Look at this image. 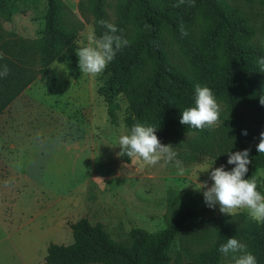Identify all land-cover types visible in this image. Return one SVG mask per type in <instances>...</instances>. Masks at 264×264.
I'll return each mask as SVG.
<instances>
[{"label":"rangeland","instance_id":"374dc122","mask_svg":"<svg viewBox=\"0 0 264 264\" xmlns=\"http://www.w3.org/2000/svg\"><path fill=\"white\" fill-rule=\"evenodd\" d=\"M7 1V9L0 8V42L10 35L39 39L45 0ZM61 1L81 25L74 42L76 52L88 45L94 32L93 18L86 8H79L80 0ZM224 1L244 16L254 31L252 41L264 49L261 1ZM117 3L106 0L104 7L112 24ZM196 35L198 40L201 35ZM212 45L211 61L217 66L222 58L217 44ZM173 50L185 68L191 67L186 52L179 51L177 45ZM201 50L206 56L207 50ZM212 75L214 71L208 80ZM102 83L103 73H80L78 57L72 66L54 62L43 79H36L0 114V264H44L48 245L71 244L69 225L82 218L92 225L101 224L112 241L127 242L133 229L155 235L169 227L176 215L190 213L183 239L195 245L208 240L218 220L228 216L219 211V205L210 208L205 204L206 189L200 184L211 186L207 172L211 166L231 170L227 153H234L244 137L242 132L255 126L253 107L237 96L230 108L214 96L220 106L219 121L205 127L203 135L158 138L177 155L172 162L161 159L148 165L139 158L126 161L120 157L119 137L129 133L125 127L128 104L122 94H116L118 106L109 117L99 92ZM244 178H255L257 191L264 195V168L247 172ZM236 214L260 224L250 219L247 210L230 216ZM169 255V264L197 259L186 254L177 240ZM232 255L226 262L232 261Z\"/></svg>","mask_w":264,"mask_h":264},{"label":"trees","instance_id":"16d2710c","mask_svg":"<svg viewBox=\"0 0 264 264\" xmlns=\"http://www.w3.org/2000/svg\"><path fill=\"white\" fill-rule=\"evenodd\" d=\"M260 1L264 5V0ZM45 2L39 39L10 35L0 42V52L4 54L0 66L9 68V74L0 78V114L36 79H43L52 63L72 66L77 61L74 42L80 23L70 17L61 0ZM7 3L0 0V8L7 9ZM105 3L106 0L79 1V8H86L93 18L97 37L106 31L98 22L110 23ZM178 3L179 0H118L113 24L119 30L117 35L129 44L117 52L103 72L99 92L108 116L112 117L118 106L114 102L116 94H122L128 104V132L135 123H141L157 128V138L203 135L205 129L195 130L179 123L181 112L195 106V85L208 87L230 108L240 96L255 110L257 122L235 152L249 150L248 173L264 168V154L256 150L264 131V105L260 103L264 100V71L258 63L264 58V49L252 41L254 31L244 16L224 0H184L180 6H173ZM182 29L187 35L182 34ZM196 31L201 35L198 40ZM213 43L222 58L217 66L211 61ZM175 45L187 53L191 67L185 68L177 60ZM201 48L207 50L206 56ZM212 71L214 75L208 80ZM120 157L129 160L126 155ZM189 216L190 213L176 215L169 227L155 235L133 229L127 242L112 241L101 224L92 225L82 218L69 225L71 244L48 245L44 264H169V248L175 240L182 243L186 254L197 257L194 262L178 264H233V260L226 262L231 254L219 252L220 246L233 237L246 245L257 264H264V223H252L242 214L225 216L218 220V227L208 240L192 245L183 239Z\"/></svg>","mask_w":264,"mask_h":264},{"label":"clouds","instance_id":"9594fccd","mask_svg":"<svg viewBox=\"0 0 264 264\" xmlns=\"http://www.w3.org/2000/svg\"><path fill=\"white\" fill-rule=\"evenodd\" d=\"M184 3L173 5L178 7ZM106 31L99 37L94 32L89 36L87 46L78 47L75 55L78 57L80 73L90 76H98L104 72L107 65L115 58L118 51L129 44L127 39L117 35V27L104 20L98 22ZM183 35H187L183 29ZM4 54L0 52V59ZM261 71H264V58L258 61ZM9 74L7 65L0 66V78ZM194 107L186 108L181 112L179 123L187 125L195 130H203L212 127L219 121L220 106L216 101L211 89L195 85ZM264 105V100H260ZM157 128L135 123L128 134L119 137L120 154L130 158H139L148 165H155L163 159L165 163L175 160L176 152L171 145H162L155 135ZM247 135V132H242ZM256 150L264 154V131L259 135V143ZM227 164L234 165L230 171L224 166L207 170L211 180V186L207 183L200 184L203 191L205 204L212 208L219 205V211L225 215H232L238 210H247L251 220L264 223V195L257 191L255 178L245 179L248 172L249 150L229 152ZM179 164V161H176ZM219 252L225 256L232 255L233 264H257L256 257L246 251V245L236 238L226 240L219 248ZM239 254V255H237Z\"/></svg>","mask_w":264,"mask_h":264}]
</instances>
